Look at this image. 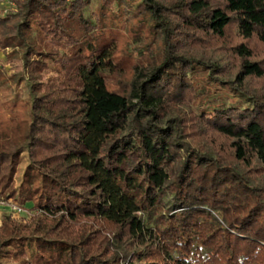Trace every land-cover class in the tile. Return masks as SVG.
<instances>
[{"label": "trees", "instance_id": "obj_1", "mask_svg": "<svg viewBox=\"0 0 264 264\" xmlns=\"http://www.w3.org/2000/svg\"><path fill=\"white\" fill-rule=\"evenodd\" d=\"M11 2L0 264H264V0Z\"/></svg>", "mask_w": 264, "mask_h": 264}, {"label": "rangeland", "instance_id": "obj_2", "mask_svg": "<svg viewBox=\"0 0 264 264\" xmlns=\"http://www.w3.org/2000/svg\"><path fill=\"white\" fill-rule=\"evenodd\" d=\"M97 0H89V6L85 9V15L89 16V10L94 8L96 5ZM12 8V2L11 0H0V13L3 14L6 11L10 10ZM92 18V17H91ZM9 48L0 49V73L8 78L10 75L16 76L18 71L20 70V59H18L16 56L9 55ZM15 78V77H14ZM11 84L8 83V81H1L0 80V96H2L7 91L11 90ZM20 90L24 92V88L20 87ZM171 114H167V117ZM165 202L168 203V197L164 198ZM9 202H4L0 200V219L3 214H9L11 218H26L29 214V211L26 209L24 211H20L19 213H16L12 211V209L9 207Z\"/></svg>", "mask_w": 264, "mask_h": 264}, {"label": "built area", "instance_id": "obj_3", "mask_svg": "<svg viewBox=\"0 0 264 264\" xmlns=\"http://www.w3.org/2000/svg\"><path fill=\"white\" fill-rule=\"evenodd\" d=\"M8 204H9V207L12 209V211H14L16 213L20 212V208L17 205L10 203V202Z\"/></svg>", "mask_w": 264, "mask_h": 264}]
</instances>
